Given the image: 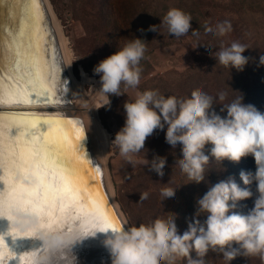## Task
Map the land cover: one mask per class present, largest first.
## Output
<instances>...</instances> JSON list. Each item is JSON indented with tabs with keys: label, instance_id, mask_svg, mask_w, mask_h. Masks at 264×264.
Here are the masks:
<instances>
[{
	"label": "clouds",
	"instance_id": "obj_1",
	"mask_svg": "<svg viewBox=\"0 0 264 264\" xmlns=\"http://www.w3.org/2000/svg\"><path fill=\"white\" fill-rule=\"evenodd\" d=\"M191 21L190 14L171 8L160 25L167 27L169 35L180 38L187 36ZM157 29L158 25H150L148 31L157 32ZM204 31L223 37L232 31V24L224 20L213 28L205 22ZM199 34V30H192V36L199 37ZM247 49L246 45L236 41L229 46L222 42L219 50L211 55L223 67L243 71L249 63V57L243 55ZM145 52L146 41L135 38L94 66V73L100 77L98 92L104 99L103 106L110 105V96L119 97L128 89L138 88L142 72L140 62ZM258 66H264V54L260 55ZM226 97V92L218 94L222 106L220 111H226V116L213 110L214 98L198 89L193 90L188 98L165 96L158 90L136 91L134 98L123 104L125 123L116 133L113 143L123 161L133 168L149 166L157 175H164L166 157L155 156L149 161L146 156L137 158V155L145 150L147 138L158 129L165 130V127V142L173 149L178 144L182 146V159H178L176 164L191 182L199 184L205 181V166L209 164L210 156L219 163L225 159L239 163L249 155L254 158L255 172L241 170L239 173L245 187L230 177L210 186L203 197L197 199L194 220L183 234L178 231L175 217H158L147 224L123 226L115 231L101 230L102 220L61 230L41 228L37 215L14 209L11 226L21 233L17 238H25L24 232L35 229V237L49 251L70 250L85 238L95 237L98 232L105 233L103 244L111 255L112 264H177L178 260L184 259L187 264H205L204 258L209 251L222 254L228 264L238 255L259 257L264 261V112L254 105L244 104L242 94L231 103L224 104ZM208 144L212 145L210 156L204 151ZM23 181L30 184L34 178L28 175ZM253 182L258 193L253 208L247 215L234 211L238 201L253 196L249 187ZM175 190L163 187L160 195L163 200L172 198ZM148 196L147 191L140 193V201L147 200ZM205 213L207 218L201 223L198 217ZM233 244L238 247H233ZM0 251L7 255L11 250L8 247ZM193 251L195 259L191 256ZM48 259V252L39 257L41 262Z\"/></svg>",
	"mask_w": 264,
	"mask_h": 264
},
{
	"label": "snow or ice",
	"instance_id": "obj_2",
	"mask_svg": "<svg viewBox=\"0 0 264 264\" xmlns=\"http://www.w3.org/2000/svg\"><path fill=\"white\" fill-rule=\"evenodd\" d=\"M6 7L11 21L7 27ZM48 27L41 0H0V218L11 224L15 209L37 215L41 228L71 230L102 220L101 230H118L123 226L95 186L99 169L80 147L82 124L48 114L62 103L57 90L63 88ZM36 106H42L44 114L32 110ZM28 175L33 183H24ZM35 232L22 235L32 238ZM6 235L15 240L21 233L11 226ZM5 248L0 235V249ZM45 252L49 259L41 262ZM16 259L13 251H0V264ZM18 264H73V257L65 249L44 247L20 255Z\"/></svg>",
	"mask_w": 264,
	"mask_h": 264
},
{
	"label": "rangeland",
	"instance_id": "obj_3",
	"mask_svg": "<svg viewBox=\"0 0 264 264\" xmlns=\"http://www.w3.org/2000/svg\"><path fill=\"white\" fill-rule=\"evenodd\" d=\"M159 1L161 4L162 1ZM49 2L55 17L47 0L54 19V25L62 41L63 54H65L67 65L74 61L71 66H67L74 84L78 85L82 97L88 99L89 96L93 98L100 97L101 95L98 92L101 88L100 77L94 73L93 69L101 60L110 56L101 41L104 34L102 21L105 17L104 0H54V4L51 0ZM195 2L199 7L209 9L212 19L214 16L216 17L213 22L214 26L219 22H223L224 19L229 20L232 24L233 36L240 38L241 44L250 45L249 49L253 53L254 61L258 62L264 51V14L259 11L247 16L232 10L231 6L234 5L235 7V4L250 3L254 7H260L264 5V0H195ZM142 15L138 24L140 34L144 31L141 23L147 24L149 20L146 16L142 18ZM162 18L160 17L159 21L153 24L158 25L157 32L150 31L146 37V52L140 62L142 72L138 88L128 89L125 95L115 97L114 100L109 98L110 105L103 106V103L98 106L96 111L100 128L109 138V151L105 154L106 158L104 157L102 162L106 181L114 203L127 226H139L140 223L147 224L155 218L163 217L161 207L156 199L157 196H161L160 190L163 187L161 183L149 180V172L142 170L140 165L133 168L131 164L124 162L119 155L118 147L113 143L116 133L125 123L124 102L126 100L131 101L136 91H142L140 86H150L160 76L168 77L171 71L185 70L194 58L200 57L197 55L206 47V44H210L211 50L216 49L212 53L218 51L220 48L218 44H221L212 36V33L194 37L191 29L187 36L175 38L174 35L168 34L166 26L160 25ZM246 20L250 22L248 37L244 36L241 26V23ZM197 44L201 45L197 46ZM79 101L78 98L76 103L79 104ZM149 145H152V142L146 140L145 150H142L137 158H143L145 154H149ZM145 191L149 193L148 199L140 201V193ZM234 211L242 214L240 209ZM32 241L27 246H20L9 241H6V243L10 250L18 249L22 253L24 251L27 253V250L32 252L44 248L43 242L39 238ZM29 247H32V249H28ZM233 247H238V245L233 244ZM69 251L74 258L73 264H79L76 263V260L80 257V253L74 248L65 249V252ZM239 258L241 264H264V261H261L259 257L247 258L239 255ZM177 264H182V260H178Z\"/></svg>",
	"mask_w": 264,
	"mask_h": 264
},
{
	"label": "trees",
	"instance_id": "obj_4",
	"mask_svg": "<svg viewBox=\"0 0 264 264\" xmlns=\"http://www.w3.org/2000/svg\"><path fill=\"white\" fill-rule=\"evenodd\" d=\"M54 4V0H51ZM104 0L105 17L103 21L104 34L101 37L102 45L105 50H108L109 55L115 53L122 48L125 43L135 38H141L146 41L149 26L159 21L160 17H164L167 11L171 8H177L190 14L192 17V30H199V35L206 34L204 24L208 22L209 26L213 25L216 17L212 19L210 10L205 7H199L195 0ZM163 3V4H162ZM161 5V6H159ZM258 7V6H256ZM250 3L243 5L235 4L231 9L247 16L261 11L264 14V5L256 8ZM236 9V10H235ZM143 14V15H142ZM148 17L147 24L141 23L144 31L138 32L139 18ZM212 19V20H210ZM225 20V19H224ZM229 21V20H228ZM244 36L250 34V22L246 20L241 23ZM219 43L229 46L233 41L240 42V38L233 36V30L223 37L212 35ZM247 39V38H246ZM221 45V44H220ZM218 44V46L220 47ZM201 52L194 58L193 62L183 71H171L170 75L160 76L156 82L150 86H140L141 90H158L160 94L169 96L174 95L177 98H188L193 90H200L214 98L213 110L222 116H226V111L221 113V102L218 99L220 92H226V100L224 104L231 103L241 94L243 95V103L254 105L258 110L264 112V66H258L259 60L256 63L251 52L250 45L243 53L249 57V63L243 71H237L232 68H225L220 65L214 56L211 55L210 44H206ZM264 54V51H263ZM202 55V56H201ZM123 91V85L121 86ZM117 96H110L114 100ZM120 97V96H119ZM165 130H156L147 140L152 142L149 145V154H145L146 158L151 161L155 156L166 157V166L163 169L164 175L161 177L154 171L150 170L149 166H141L142 170L149 172V180L161 183L162 187H170L175 190V196L163 200L162 196H157V203L162 210V218L175 217L180 234L187 230L188 224L193 222L197 211V199L202 198L209 190L210 186L215 185L222 180L234 178L236 183L241 187H245L240 180L239 173L241 170L255 172L254 158L249 155L242 158L239 163L231 162L227 159L221 163L215 161L210 156L211 144L205 146V154L210 156L209 164L205 166V181L197 184L191 182L187 174L183 173L176 164L178 159H182L181 145H177L173 149L165 142ZM140 155V154H139ZM253 196L249 199L238 201L235 209H240L242 214H248L249 210L254 206V200L258 195L256 191V183L253 182L250 186ZM163 200V201H162ZM231 203V201H230ZM234 209V210H235ZM231 214V213H230ZM241 214V213H240ZM207 218V214H201L198 219L203 223ZM191 256L195 259L196 253L193 251ZM205 264H228L223 259L222 254L209 251L204 258ZM239 255L230 264H241ZM182 264H187V260H182Z\"/></svg>",
	"mask_w": 264,
	"mask_h": 264
},
{
	"label": "bare ground",
	"instance_id": "obj_5",
	"mask_svg": "<svg viewBox=\"0 0 264 264\" xmlns=\"http://www.w3.org/2000/svg\"><path fill=\"white\" fill-rule=\"evenodd\" d=\"M41 8L45 16V21L47 25L49 26L48 27V41L51 43L52 48L55 51V55L58 57L59 61H61L62 57L63 56L65 57V54H63L64 50L62 48L63 47L62 41L60 40L58 31L54 25V19L52 16V12L48 6L47 0H41ZM7 21H10V20H9L7 7H6L5 13H4V26L5 27L9 25V22ZM62 68L63 67L61 66V69ZM64 71L65 70L63 69L62 72ZM75 86L77 87V89H75L76 87H73L71 85L69 86V84H66L64 88H66L67 91H64V88H60L58 92L59 94L57 93L60 96V99L63 105L68 106L69 109L66 107L65 110H62L57 107L56 112L48 113V114L64 115L71 119L79 121L82 124L85 136L80 141V146L86 143L85 148H88L89 150H93L92 155L95 158V161H98L97 163L101 167L105 175L102 162H103L104 157L106 158L105 154H107L109 151V138H108V135L105 134L104 131L101 130L100 125L98 123V118L96 115L97 108L98 106L104 103V99L101 96L98 98H93L89 96V99L86 97H82L81 96L82 93L80 92L78 85L75 84ZM78 98L80 100L79 104L76 103V100ZM78 106H81L82 109H80ZM32 110L39 112L37 108H34ZM41 114H44V113H41ZM96 131L99 133L98 135H95V133L93 134V132H96ZM16 134H17V129H13L12 135L15 136ZM103 177H104L103 180L105 179L106 181V176H103ZM104 187L105 189L106 187H108L107 181H106V186L104 184ZM119 223L126 228V225L123 219L121 218L120 214H119ZM10 225L11 224H8V226ZM10 238H13V237L9 235V239ZM15 254L17 255V253Z\"/></svg>",
	"mask_w": 264,
	"mask_h": 264
},
{
	"label": "water",
	"instance_id": "obj_6",
	"mask_svg": "<svg viewBox=\"0 0 264 264\" xmlns=\"http://www.w3.org/2000/svg\"><path fill=\"white\" fill-rule=\"evenodd\" d=\"M48 3L50 4V7H51V3L49 2V0H48ZM51 10H52L53 15H54V11H53L52 7H51ZM54 17H55V15H54ZM55 20L57 21L56 18H55ZM7 22L10 23L11 21H7ZM60 63H61V66L63 67L61 69V73H60V82L63 85V88L65 87L66 84H69V86L71 85L73 87H76L74 84V81L72 79V75H71L68 67H66L67 66L66 57L63 56ZM63 69L65 70L64 72H62ZM75 89H77V87ZM59 90H60V88H58L57 93L59 92ZM57 107L62 109V110H65L66 107L68 108V106L63 105V103H61ZM78 107L80 109H82L81 106H78ZM35 108H37L40 113H44V108L42 106H36ZM96 132H93V134L95 133V135H98L99 133L98 132L96 133ZM80 147L84 151V153L86 154V158L89 160V162L91 164L95 165L96 167H98L99 175L95 177V180H96L95 186L100 191L102 196L106 198L107 203H108V207L112 210V212L114 213V216L119 221L120 212L114 203V200L112 198V194L110 192V188L106 187V189H105V187H104V184L106 186V181H105V179L103 180V178H104L103 176H105V175H104L101 167L98 165V163H97L98 161H95V158L92 155L93 150H89L88 148H85L86 143L84 145H81ZM102 153H103V151H102ZM0 184H1L0 189H2L4 187V185L2 183H0ZM120 216H121V214H120ZM121 218H122V216H121ZM8 224H10V221L7 218H0V235L4 236L5 241H9L10 243L13 242V243L19 244L20 246H27L28 244H31L33 242L32 240L38 239L37 237L16 238L15 240H13V238L9 239V235H6V233L9 232L11 225L8 226ZM125 225H126V223H125ZM126 227H127V225H126ZM110 234H111V232L108 233V235H110ZM105 237H106L105 233H99L98 232L95 237H88V238H85L83 241L74 244L71 248H74L75 250H77L80 253V255H79L80 257L77 258L76 263H79V264H112L111 255L103 244ZM28 249H32V247H29ZM11 251L17 253V255H16L17 259L10 261L9 264H18V257L20 255H22L23 253H25V251L23 253H22V251H20L18 249L11 250ZM27 252H29V251L27 250Z\"/></svg>",
	"mask_w": 264,
	"mask_h": 264
}]
</instances>
